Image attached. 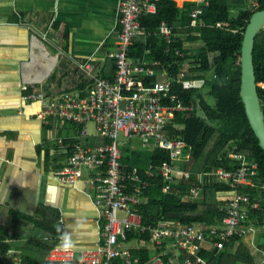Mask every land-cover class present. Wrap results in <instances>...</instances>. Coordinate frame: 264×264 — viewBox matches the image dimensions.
Instances as JSON below:
<instances>
[{"label":"crops","instance_id":"1","mask_svg":"<svg viewBox=\"0 0 264 264\" xmlns=\"http://www.w3.org/2000/svg\"><path fill=\"white\" fill-rule=\"evenodd\" d=\"M174 1L183 8L189 0H182V5ZM118 2L0 0V233L8 232L3 236L12 243L13 254L21 257L23 264L55 262L50 261V253L43 258L38 249L37 239L44 241L54 236L47 231L45 222L52 221L58 231L54 249L60 248L73 257L72 261L57 264H80L81 253L94 251L102 240L103 221L95 205L94 190L84 183L63 185L54 174L66 165L69 141L80 138L82 127L57 119L42 120L38 113L64 94H83L85 81H89L80 69L83 63H92L96 78L115 79ZM56 50L61 51L59 57L54 55ZM139 60L149 63L144 58ZM163 71L157 70L158 80H164ZM30 93H43L46 102L24 99ZM84 130L85 136L80 139L83 144L108 141L97 134L96 127L94 133L88 132L87 125ZM62 139L64 144L60 145L58 141ZM125 139L121 149L130 142ZM141 142L147 153L156 151L151 142ZM186 153L190 157V152ZM184 160L187 161L185 153L180 161ZM200 180L205 187L219 183L214 174ZM228 197L222 195L219 200L225 202ZM259 234L264 236V230ZM131 243L135 245L129 246ZM245 244L250 247V243ZM147 245L138 237L125 244L131 253Z\"/></svg>","mask_w":264,"mask_h":264},{"label":"built area","instance_id":"2","mask_svg":"<svg viewBox=\"0 0 264 264\" xmlns=\"http://www.w3.org/2000/svg\"><path fill=\"white\" fill-rule=\"evenodd\" d=\"M158 2L159 0H119L118 50L114 55L116 77L113 82L96 78L92 63H83L80 69L87 74L88 82L93 83L89 86V92L85 96L76 97L64 94L50 101L38 113L42 120L57 119L82 127L78 132L80 138L69 143L70 154L66 165L54 172L63 185L84 183L90 186L94 190L95 205L103 221L102 240L94 251L81 253L80 264H118L116 261L120 264L138 263L139 257L134 256L125 246L130 232L141 236L143 243L152 244L158 252L167 247V241L186 251L187 255L181 263L172 256L166 259L157 252L151 260L152 264H207L201 256L204 250L221 252L232 239L254 232V228L264 221L262 203L238 190L242 185H252V179L259 175V165L245 161L240 155L233 156L241 161L237 169H220L216 172L220 183L231 187L230 196L225 200V216L219 225L200 229L180 223L143 225L141 217L133 211L139 205L141 195L151 189L152 181L158 176L162 177L165 184L160 191L161 195L180 184L181 178L188 179L190 176L181 170L186 161H180L187 144L177 134L169 136L168 125L176 113L191 111L195 106L177 100L172 92L173 80L166 71L162 74L166 79L158 80L156 68L162 67L160 61L136 62L131 57L134 39L149 38L152 35L142 29L139 18L156 14ZM200 2L207 4L205 0ZM202 15H205L204 10H193L190 14V27L204 26ZM159 33L165 40L167 54H173L176 58L184 57L180 49L173 48L170 24L162 22ZM60 54V50L54 52L55 57ZM186 74L187 69L184 68L176 77L184 90H197L205 86V80H189L186 79ZM153 80L156 81L152 82ZM259 86L264 89V84H257ZM24 99L46 102L43 93H30ZM261 108L264 113V94ZM89 123H93L97 134L108 141L99 145L83 144L80 139L85 136L84 127ZM121 134L130 140L151 142L154 150L168 151L171 161L165 162L161 167L151 166L143 175L136 167L125 168L120 161ZM58 143L63 145L64 140H59ZM186 155L188 159L189 155ZM197 191L195 189L191 194L195 196ZM250 211L262 215L263 219L257 218L245 227L242 222ZM143 236H148V239L143 240ZM49 259L55 262L72 261L73 257L56 248L50 252ZM3 260V264H23V259L13 257L12 253H7Z\"/></svg>","mask_w":264,"mask_h":264},{"label":"trees","instance_id":"3","mask_svg":"<svg viewBox=\"0 0 264 264\" xmlns=\"http://www.w3.org/2000/svg\"><path fill=\"white\" fill-rule=\"evenodd\" d=\"M205 1L206 5L198 3V0L186 1L183 8H179L174 0H159L156 14L140 17L142 29L151 33V37H137L131 49V57L136 62L138 57L147 59L149 63L160 61L162 67L156 70L164 69L173 80L172 92L177 100L195 106L191 111L176 113L168 125L169 136L177 134L187 144L185 154L190 152V157L182 170L190 176L188 179L181 178L180 184L163 195L160 194L165 186L162 177L158 176L152 181L151 189L141 195L139 205L133 208L143 225L180 223L198 229L219 225L225 216V202L219 198L222 195L230 196L231 187L220 181L205 187L200 178L207 174L216 175L220 169H237L241 161L233 157L236 155L259 165V175L252 179V185H242L238 190L249 194L253 200H259L264 206V150L248 124L239 97V56L243 33L252 14L264 9V0ZM196 8L204 10L205 15L201 18L205 25L190 27V14ZM162 22L171 25L173 48L180 49L184 57L176 58L166 53L165 40L159 33ZM187 42H200L201 45L194 50ZM253 65L257 84H264V30L254 38ZM184 68H188L186 79L205 80V86L197 90H184L176 80L179 71ZM85 84L86 90L81 96L86 95L87 85L93 83L85 81ZM258 92L262 100L264 89L259 86ZM210 98L214 101L211 102ZM121 151V164L128 169L136 167L142 175L151 166L157 168L171 161V154L162 149L152 154L130 151L128 147H123ZM195 189L198 191L193 196L191 192ZM257 218L263 219L262 215L250 211L242 225L248 227ZM44 224L49 226L47 231L54 236L50 235V239L44 241L37 239L43 258L55 248L58 239L53 222ZM4 234L0 233V264H3V257L7 253L17 257L12 252L14 246L6 242ZM134 237L141 238L130 232L127 241ZM242 238L232 239L221 252L204 250L201 256L207 264H256V252ZM142 239L147 240L148 236ZM157 252L152 244L132 250V254L139 257V262L135 264H152L151 260L158 253L166 259L172 256L180 263L187 255L185 250L174 247L168 241L167 247ZM116 263L120 264L119 261ZM44 264L57 263L44 261Z\"/></svg>","mask_w":264,"mask_h":264},{"label":"water","instance_id":"4","mask_svg":"<svg viewBox=\"0 0 264 264\" xmlns=\"http://www.w3.org/2000/svg\"><path fill=\"white\" fill-rule=\"evenodd\" d=\"M263 30L264 9L252 14L243 33L239 56V97L248 124L254 136L258 139L260 147L264 150V113L261 108L253 65L254 38Z\"/></svg>","mask_w":264,"mask_h":264},{"label":"rangeland","instance_id":"5","mask_svg":"<svg viewBox=\"0 0 264 264\" xmlns=\"http://www.w3.org/2000/svg\"><path fill=\"white\" fill-rule=\"evenodd\" d=\"M189 1H191V0H189ZM177 2H178V5H182L183 1L179 0ZM187 45H189L194 50H196V49H198V47H200L201 43L200 42H194V43H190V42L188 43L187 42ZM210 101L213 102L214 100L212 98H210ZM56 122H58V124L60 123L59 121H56ZM87 130L89 133H94V131H95L94 124L89 123L87 125ZM119 139H120V141H125V142L127 141L123 137V134L120 135ZM126 145H127L126 147H128V149L130 151H132V150H137L140 152H147L148 151L146 148L143 147L144 143H142L141 141L139 142V140H130V142L126 143ZM136 146H137V148H134ZM146 147H149V146H146ZM263 230H264V227L259 226L256 229H254V232H251L249 235H247L243 239L244 243H250V248L254 252L260 253L259 255L257 253H254V254H257L256 255V264H263L262 261H264V236H260V234H259V232L263 231ZM133 245H135V243H131L129 246H133ZM260 246H262L263 248Z\"/></svg>","mask_w":264,"mask_h":264}]
</instances>
